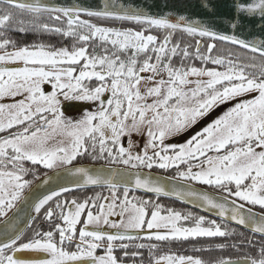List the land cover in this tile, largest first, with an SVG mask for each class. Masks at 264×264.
<instances>
[{
	"label": "snow or ice",
	"instance_id": "6c2138e0",
	"mask_svg": "<svg viewBox=\"0 0 264 264\" xmlns=\"http://www.w3.org/2000/svg\"><path fill=\"white\" fill-rule=\"evenodd\" d=\"M197 7L0 0V264H264V0Z\"/></svg>",
	"mask_w": 264,
	"mask_h": 264
},
{
	"label": "water",
	"instance_id": "95a60500",
	"mask_svg": "<svg viewBox=\"0 0 264 264\" xmlns=\"http://www.w3.org/2000/svg\"><path fill=\"white\" fill-rule=\"evenodd\" d=\"M43 2L57 3L60 6H69L70 4L76 2V0H43ZM87 2L92 3V0H87ZM99 2L102 5L104 0H99ZM121 2L127 5L139 7L145 11H148L149 14H164L166 12L171 11L175 15H179V14L187 15L190 13H200V16H203V13L197 7V0H121ZM214 3L217 5L218 14L224 17V19H222L221 21H218L219 29L214 28L213 30H224L227 28V25H228V17H230L232 14V7H231L232 0H214ZM200 16H197L196 18H200ZM205 23H207V21H205ZM249 31H254L258 33L259 29L258 27L252 28L250 26ZM225 34H233V33L231 32V30H228V31H225ZM241 38H244V37L242 36ZM256 38L259 39L261 37L257 36ZM96 166H99V164H97ZM161 198L172 200L191 210H194L198 213L206 215V213L200 212L199 209H193L191 205L184 204L176 200L174 197H161ZM231 226L238 227V229H241L242 231L247 232L245 229H243L242 226H236L234 224H232ZM0 230H3L2 223H0Z\"/></svg>",
	"mask_w": 264,
	"mask_h": 264
},
{
	"label": "flooded vegetation",
	"instance_id": "af4514ba",
	"mask_svg": "<svg viewBox=\"0 0 264 264\" xmlns=\"http://www.w3.org/2000/svg\"><path fill=\"white\" fill-rule=\"evenodd\" d=\"M106 24L109 25V26H113V24H114V26H116V27H120L121 26L120 22H111V21H109V22H106ZM66 114H69V115L75 117V116L79 115V112L75 111L74 109H68V112ZM82 162L85 163V164H90L91 163L88 160H84ZM209 190H211V189H209ZM159 202L164 204L165 206H170V207L176 208L177 210H191V209H189V208H187V207H185V206H183L181 204H178V203H176V202H174L172 200L160 198ZM192 211H194V210H192ZM194 212H196V211H194ZM199 214H201V213H199ZM201 239H202V242H203L204 240H207L208 238H201ZM213 239L216 242H222V238H213ZM227 242L229 244H231L232 240H229ZM172 247H173V251H178L180 254L198 255V256L203 257L204 259H208L210 255L211 256H216L215 254H212V253L210 254L208 252H192L190 244H184L183 246H181L179 244H175ZM185 249H188V251L185 252ZM227 249H228L227 251H229V254H226V256H225L226 258L227 257H231L232 259H236L239 255L242 254L240 252H237L235 249H233L231 247H229ZM165 250H167V249L165 248ZM145 255H147V253H145ZM220 255L224 256V254H220Z\"/></svg>",
	"mask_w": 264,
	"mask_h": 264
},
{
	"label": "trees",
	"instance_id": "16d2710c",
	"mask_svg": "<svg viewBox=\"0 0 264 264\" xmlns=\"http://www.w3.org/2000/svg\"><path fill=\"white\" fill-rule=\"evenodd\" d=\"M31 38H32L31 35H29V36H28V39L31 40ZM46 39H47V38H46ZM58 39H59V38H57V37H53V38H52V42H53V43H56V42L58 41ZM239 230L242 231L241 229H239ZM245 234H247V232H245ZM234 239H236V238H234ZM227 250H228V249H225L222 253H221V252H214V253H212V254H215V255H218V254H219V255H220V254H224V257H225L226 254H229V251H227Z\"/></svg>",
	"mask_w": 264,
	"mask_h": 264
}]
</instances>
